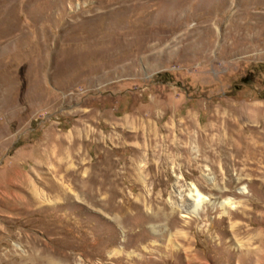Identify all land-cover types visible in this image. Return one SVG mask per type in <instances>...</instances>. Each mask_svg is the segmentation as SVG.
<instances>
[{"label":"rangeland","instance_id":"1","mask_svg":"<svg viewBox=\"0 0 264 264\" xmlns=\"http://www.w3.org/2000/svg\"><path fill=\"white\" fill-rule=\"evenodd\" d=\"M32 1L0 0V264H261L264 157L150 150L264 132V0Z\"/></svg>","mask_w":264,"mask_h":264},{"label":"bare ground","instance_id":"2","mask_svg":"<svg viewBox=\"0 0 264 264\" xmlns=\"http://www.w3.org/2000/svg\"><path fill=\"white\" fill-rule=\"evenodd\" d=\"M12 1V0H11ZM14 1V0H13ZM20 1V0H19ZM25 1H29V0H25ZM38 1V0H36ZM156 0H144V4L148 5L149 3H153ZM180 2L181 0H176V2ZM186 1V0H185ZM34 2V0L32 1V3ZM52 2V1H51ZM60 2V1H59ZM184 2V1H183ZM224 2V7H226L227 3H229V0H223ZM24 3V2H23ZM31 3V2H30ZM42 3V2H41ZM57 3V2H56ZM181 3V2H180ZM179 3V4H180ZM43 4V3H42ZM59 4V3H58ZM6 5V4H5ZM182 5V3H181ZM1 6V5H0ZM3 6V5H2ZM10 6V5H9ZM13 6V5H12ZM180 6V5H178ZM6 7V6H5ZM155 8L154 6H151L150 8ZM1 9V8H0ZM118 9V8H117ZM219 9L218 4H216V6L213 7L212 11L217 12ZM3 10V9H2ZM115 10V9H114ZM179 10V9H178ZM239 10V9H238ZM237 10V11H238ZM1 11V10H0ZM11 11V10H10ZM154 11V10H151ZM150 11V12H151ZM6 12V11H5ZM62 12H64L62 10ZM111 12V11H110ZM3 13V12H2ZM1 13V14H2ZM8 13V12H6ZM12 13V12H10ZM148 13V12H147ZM61 20V19H59ZM262 116V118L264 119V110L260 111L259 116ZM187 120V119H186ZM191 120V119H190ZM193 120V119H192ZM225 121V120H224ZM186 122V121H185ZM188 122H190L188 120ZM191 124V123H190ZM218 124V123H217ZM220 124V123H219ZM196 124H193V126ZM227 125V124H226ZM231 125V124H230ZM263 125V124H262ZM192 126V125H191ZM199 127V126H198ZM236 127V126H235ZM264 127V126H263ZM215 132L216 130H222V129H218L215 128V126L213 127ZM225 128V127H224ZM206 129V128H205ZM240 129V128H239ZM238 129V130H239ZM209 130V129H208ZM237 130V129H236ZM164 131V130H163ZM226 131V130H225ZM229 131V130H228ZM232 131V130H230ZM235 131V130H234ZM168 134L165 135L164 137H159L160 141H161V145L157 146L155 144V147H152V149L150 150V152L152 153V156L156 157L159 159V163H157L155 166L159 171H164L163 169L167 170L168 169V165H169V158H171V156L176 157V160L178 161H183L184 163L189 160L192 155H191V148L194 146L193 144H195L196 148H197V154L199 155V159L202 160L203 157H206L205 155V146L210 144V145H217V148L222 150L224 152L227 151L228 155L231 158L232 161V165L233 166H239V161H237L238 158L242 159V158H256V157H264V132L261 133L260 132V136H257L256 134L254 135V131H253V135L251 132V129H245L242 130L241 132H239L238 134H234V133H229L227 136L225 135H217L214 134L212 136L208 135L206 137L203 138L202 135H200L198 133V135L196 136L192 131H191V127L188 126L187 124H183V123H178L176 127L174 128H170L168 129ZM200 132V131H199ZM249 132H251V134H249ZM208 133V132H207ZM237 133V132H236ZM146 134V133H145ZM206 134V133H205ZM209 134V133H208ZM150 137V136H148ZM153 138V137H152ZM147 140V139H146ZM152 141H154V139H152ZM156 141V138H155ZM148 142L150 143V141L148 140ZM153 143V142H152ZM208 147V146H207ZM210 147V146H209ZM158 149V151H156L155 149ZM194 148V147H193ZM168 151H172L173 153L170 154L168 153ZM215 151V148H214ZM148 152V151H147ZM210 152V151H209ZM215 153V152H214ZM213 153V154H214ZM221 153V152H220ZM183 154L184 158L181 159L179 157V155ZM197 157V156H196ZM211 157V156H210ZM221 157V155H220ZM226 158V157H225ZM215 158H213L214 160ZM219 159V158H218ZM229 159V158H228ZM227 159V160H228ZM260 159V158H259ZM262 159V158H261ZM224 160V159H223ZM244 160V159H243ZM242 160V161H243ZM246 160V159H245ZM244 160V162H245ZM193 161V160H192ZM206 161V160H205ZM229 161V162H231ZM175 162V161H174ZM201 162V161H200ZM210 162V161H209ZM190 163V162H189ZM222 163V162H221ZM132 164V163H131ZM188 164V163H186ZM196 164V163H195ZM212 164V163H211ZM241 164V163H240ZM244 164V163H243ZM133 164H132V168H133ZM191 166V165H190ZM194 166V165H193ZM213 166V165H212ZM130 167V166H129ZM192 167V166H191ZM201 167V166H200ZM217 167V165H216ZM135 168V167H134ZM214 169V168H212ZM216 169V168H215ZM132 170V169H131ZM157 170V171H158ZM160 174V173H159ZM159 179V178H158ZM157 179V180H158ZM200 188V187H199ZM196 194H197V198L199 199V202L196 203V205H194V209L197 210L198 208H200L201 203H203V201H205V198H202L200 195L202 193L199 192L198 187L195 188ZM207 201V200H206ZM229 204V203H228ZM230 205V204H229ZM222 208H224L225 203H221ZM226 207V206H225ZM262 246H264V242H261ZM262 246H260L259 248H257V250H253L254 252H256L257 254H259L260 256H262L263 258V262L261 264H264V254H262V250L260 249ZM170 257L169 258H175L178 257L179 254L178 253H174V252H170ZM187 256H189V254H187ZM186 262V261H185ZM189 262V261H188ZM260 262V261H259ZM187 263V262H186ZM192 263V262H191Z\"/></svg>","mask_w":264,"mask_h":264}]
</instances>
